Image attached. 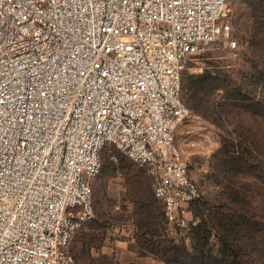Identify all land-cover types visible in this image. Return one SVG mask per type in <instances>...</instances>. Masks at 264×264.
<instances>
[{"label": "built area", "instance_id": "obj_1", "mask_svg": "<svg viewBox=\"0 0 264 264\" xmlns=\"http://www.w3.org/2000/svg\"><path fill=\"white\" fill-rule=\"evenodd\" d=\"M227 0H0V264H82L93 182L113 145L175 223L201 192L175 148L186 63ZM185 220V219H183Z\"/></svg>", "mask_w": 264, "mask_h": 264}, {"label": "rangeland", "instance_id": "obj_2", "mask_svg": "<svg viewBox=\"0 0 264 264\" xmlns=\"http://www.w3.org/2000/svg\"><path fill=\"white\" fill-rule=\"evenodd\" d=\"M225 21L230 35L191 57L183 72L212 74L205 109L186 106L175 136L202 200L169 223L147 171L108 147L107 169L93 183L95 218L70 245L80 263L165 264L171 242L193 250L194 227L206 219L215 254L233 249L242 264H264V0H227Z\"/></svg>", "mask_w": 264, "mask_h": 264}, {"label": "trees", "instance_id": "obj_3", "mask_svg": "<svg viewBox=\"0 0 264 264\" xmlns=\"http://www.w3.org/2000/svg\"><path fill=\"white\" fill-rule=\"evenodd\" d=\"M254 3L261 5L256 1ZM211 79L212 74L209 71H206L205 74L198 77H194L188 73L184 74L182 78V101L185 106H188L190 111L198 112L205 109L203 107L204 100L201 98V96L206 94L208 89L211 87ZM110 146L116 148L113 145H109L104 149V151ZM110 156L111 155H109V157ZM108 162L109 161L106 160L104 165L102 162L101 173L104 171V169H107ZM201 200L202 199L199 201ZM89 223H87L84 228H86ZM218 223L222 224V220H219ZM225 223L226 222H224V227H226ZM193 231V250L190 252L179 245H175L174 242H171L169 248L164 249L163 259L165 264H242V253L236 250H225L219 252L218 254H215L212 251L211 242L213 239V229L209 226V223L206 219H203L196 227H194ZM220 242L223 246H227L225 237L222 236L220 238Z\"/></svg>", "mask_w": 264, "mask_h": 264}]
</instances>
